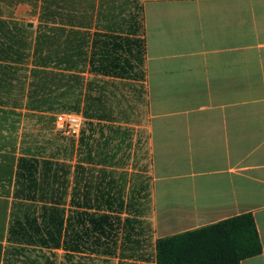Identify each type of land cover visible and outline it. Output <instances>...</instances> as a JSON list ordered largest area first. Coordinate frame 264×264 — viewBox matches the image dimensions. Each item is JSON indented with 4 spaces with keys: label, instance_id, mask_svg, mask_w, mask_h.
Returning <instances> with one entry per match:
<instances>
[{
    "label": "crops",
    "instance_id": "obj_1",
    "mask_svg": "<svg viewBox=\"0 0 264 264\" xmlns=\"http://www.w3.org/2000/svg\"><path fill=\"white\" fill-rule=\"evenodd\" d=\"M34 69L47 93L74 78L76 112L32 106ZM22 158L58 163L67 215L89 189L112 222L10 232L35 210L12 216ZM243 214L262 252L241 264H264V0H0V264H158V239Z\"/></svg>",
    "mask_w": 264,
    "mask_h": 264
},
{
    "label": "trees",
    "instance_id": "obj_2",
    "mask_svg": "<svg viewBox=\"0 0 264 264\" xmlns=\"http://www.w3.org/2000/svg\"><path fill=\"white\" fill-rule=\"evenodd\" d=\"M36 64L37 66H40ZM73 68V63L68 68ZM30 102L36 109L45 108L50 111L76 112L74 106L75 81L71 77L66 94H56L55 90L44 91L42 71H32ZM57 77V76H56ZM50 79L51 84L57 81ZM71 87V90H69ZM59 166L52 160L22 158L19 161L17 183L21 186L22 196L31 201H40L39 211L31 210L22 219H16L10 226V232L16 231H63L101 229L112 218L110 215L97 217L90 212V191L86 190L83 200L76 201L78 191L72 192V207L83 210H72L69 215L65 209L66 189L59 188ZM80 197V196H79ZM118 211H122L121 195ZM117 223H111V230H119ZM158 264H241L242 261L256 257L262 252V245L254 218L251 214L223 220L193 231L183 232L174 236L157 240Z\"/></svg>",
    "mask_w": 264,
    "mask_h": 264
},
{
    "label": "built area",
    "instance_id": "obj_3",
    "mask_svg": "<svg viewBox=\"0 0 264 264\" xmlns=\"http://www.w3.org/2000/svg\"><path fill=\"white\" fill-rule=\"evenodd\" d=\"M55 129L67 137L77 138L81 134L82 120L72 113H60L55 117Z\"/></svg>",
    "mask_w": 264,
    "mask_h": 264
},
{
    "label": "rangeland",
    "instance_id": "obj_4",
    "mask_svg": "<svg viewBox=\"0 0 264 264\" xmlns=\"http://www.w3.org/2000/svg\"><path fill=\"white\" fill-rule=\"evenodd\" d=\"M49 140V139H48ZM50 142L47 143L46 139H44V146H45V150L44 153H47L48 155H51L52 157H57L58 155V137L57 136H51L50 137ZM58 158V157H57ZM16 199V198H15ZM15 202L12 208V216L15 218V216H19L21 214V216L30 208H33L35 210H37L39 208V204L38 203H32L30 202H23L21 200H14Z\"/></svg>",
    "mask_w": 264,
    "mask_h": 264
}]
</instances>
